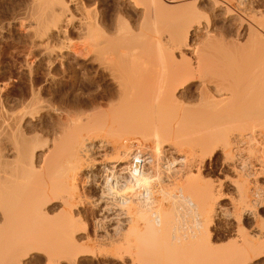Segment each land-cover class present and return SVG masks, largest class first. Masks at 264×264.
<instances>
[{"label": "bare ground", "instance_id": "obj_1", "mask_svg": "<svg viewBox=\"0 0 264 264\" xmlns=\"http://www.w3.org/2000/svg\"><path fill=\"white\" fill-rule=\"evenodd\" d=\"M100 1L31 0L19 17L35 37L57 39L45 52L63 76L84 70L112 88L100 81L56 106L31 93L15 115L1 104L0 264H76L92 248L123 264L263 259L264 0H122L137 21L121 4L115 17L88 6ZM222 15L230 27L213 23ZM72 56L94 74L64 61ZM53 62L46 84L57 82ZM45 112L49 130L24 128ZM222 216L235 222L224 245Z\"/></svg>", "mask_w": 264, "mask_h": 264}, {"label": "rangeland", "instance_id": "obj_2", "mask_svg": "<svg viewBox=\"0 0 264 264\" xmlns=\"http://www.w3.org/2000/svg\"><path fill=\"white\" fill-rule=\"evenodd\" d=\"M118 1H121V2H118ZM30 2H31V0H2V2L0 3V5H1L0 6V26H1L0 28H2V30L0 29V31H1L0 32V35H1L0 36V106L6 105L4 107L6 108V112H7V114H5L3 110L1 111L3 106L0 107V113L2 114V115L0 114V118H2V119L4 116H7L8 114L9 115H15V112H16V114L21 113V111L23 110V107H24V105H22V103L26 104L25 102H29V99L32 97L33 94H39L40 93L39 94L40 96L39 95L38 96L41 97L40 98L41 101H43L42 99H44L45 103H48V102L51 103L52 102L51 104L54 103V105L55 104L57 105V103H58V105H59L60 104L59 101L62 99V96L65 95L66 93H67L66 94L67 97H69V96L73 97V96H76L77 94H80L81 92H84L85 94H90V93L96 92V88H97L96 85H98L96 83H99L101 81V80H99L97 82L95 78L91 79L92 81L90 79H86V78H84L85 77L84 76V70L83 71L78 70L77 71L78 76H77V74H76V76H77V78L79 77L77 79L78 80L77 82H79V83H77L76 79H75L76 76H73L72 73H70V74L66 73V74H64L66 76H63L62 70L59 69L60 66H59V64H57L58 59L52 58L54 60V62H56V63H54L52 59H50V61H52L54 63L53 65H55L58 68V70L56 71L57 68L53 67L51 74L52 75L54 74L55 77H57V82H56V84H54V83L53 84L52 83L46 84V78H47L46 76L49 73V70L47 67V62H48V64H50L49 63L50 61H48L49 58L46 56V52H45L46 49L45 48L47 46L52 47V46L56 45V43H54V42L55 41L58 42V41H57V39H55V37H53L55 40L53 38L50 39V38H46V37H44L43 39H39V38L35 37L33 32L31 31L32 32L31 33L30 30L27 29L26 26L21 25V19H19V17L21 18V14L24 12V9H26L25 6H27ZM99 4H100V6H99ZM117 4H119V5H117ZM120 4L122 6H125V10L128 12L129 15H131L132 17L134 16L133 19L135 21L139 20V15H138L137 11H135L133 7L123 4L122 0H115V1L114 0H106V2H105V0L104 1L101 0L100 3H98V4L91 2L88 6H90L91 9H93L95 5H96V8H99L101 10L108 9L107 11L110 10L109 14L112 15V17H115V15H113V13L116 14V12H117L116 8L120 7ZM102 5H104V6H102ZM101 6H102V8H101ZM108 7H110V8H108ZM15 10H17V11H15ZM113 10H114V12H113ZM11 11H12V13H11ZM13 13H14V15H13L14 17L11 16V14H13ZM76 15H78V13ZM223 17L212 18L213 23H216V25H218L221 28L222 27H225V28L230 27L231 23L229 22V24H228V22L225 21V17L224 18ZM13 18L14 19L16 18L18 20L15 19L16 21L15 20L13 21L12 20ZM214 19H215V21H214ZM19 20H20V25L24 28H22L19 25ZM7 23H9L10 25ZM8 25H9V27H8ZM228 25H230V26H228ZM68 30H69L68 36H69L70 41L73 44H78V41L80 40V39H78L79 33L75 29H73L72 27H70ZM201 40H202V38H201ZM47 43H49L50 45L49 44L47 45ZM79 43H80V41H79ZM68 58H66L65 60L59 58V63H60V59H61L62 60L61 62H64L67 60L66 62L72 63V61H73L75 63V61H76L78 63L81 62L80 64L84 63L83 65L88 64V65H86V68H88V69L85 71V73L87 75H90V74L93 75L94 74L93 73L94 68H93L92 64H89L88 61L83 60L81 58L77 59L73 56L68 57ZM74 59H75V61H74ZM55 60H57V61H55ZM59 70H61V71H59ZM89 72H91V73H89ZM68 75H70V76H68ZM71 75L73 77H71ZM99 85L102 86L100 88L101 90H104V89L110 90L112 88L111 84H109L108 81H104V80H102L101 83H99ZM54 91H56V92H54ZM73 92L75 94H73ZM31 93H32V95H31ZM61 93H62V95H60ZM66 95H65V97H66ZM72 97H70L69 99L70 100L73 99ZM47 100H49V101H47ZM50 113L52 114V112L42 113V114H40L41 116L39 115V116L35 117V119L33 121L30 118H26V122H23L22 124L24 125L25 129L28 128V130H32V131L36 130V132H40L42 127L45 128L48 125H50V126L54 125V123H53L54 120L50 119ZM2 119H0V120L2 121ZM25 123H27V124H25ZM33 128H35V129H33ZM47 129L49 130L50 127ZM1 131L2 130L0 129V132ZM27 133H28L27 138L32 140V137H34L33 135L35 133L34 132L31 133V131H29ZM28 139H26V140H28ZM27 142L29 144H30V142L32 143V141H29V140ZM28 143H27V145H29ZM48 145H50V143ZM212 173L209 177L210 178L212 177L211 180L213 179L214 181L216 179H219V177L221 179H224L225 176L227 177V176L231 175L228 172V170H225L224 172H221V173L219 171H218V173H217V171L212 172ZM225 174H227V175H225ZM259 180L261 182L262 181L264 182L263 178H260ZM226 183H227V185L224 186L223 191H225L224 193L227 195V197L229 196V198L227 199V197L225 196L226 198L224 199L223 204H229V200L235 196L234 189H232V187L228 184V182H226ZM90 192L91 191H89L87 195L91 196L94 194V193H92V192L90 193ZM83 209L87 210L89 215H90L91 211H90V207H88V205H85L83 207ZM59 210L62 211V208ZM56 212L52 216H57ZM60 212L58 211V214H60ZM57 223L55 222L56 225H57ZM54 225L53 226L50 225V227H54ZM234 225H235L234 220L229 219L227 216H225V217L222 216L221 220L220 219L218 220L216 227H217V231L219 232V235H220L219 238L222 237L221 241L223 242V245H224V243L226 244V242L229 239V237H228L229 235H227V231H229L231 229V227H234ZM223 228H224V230H223ZM81 236L84 237L85 235H81ZM84 240L82 238L80 240V244L82 241L84 242ZM221 241H218V243H220ZM87 249H89V247ZM91 250H94L95 253L94 254L91 253L87 256L86 255L80 256L79 259L77 260L78 262L76 261V264H123V262L121 263V261L114 260L113 258H111L112 255H110L109 249L107 250L104 248V250H103V248H101V249L92 248ZM103 252H105L106 254ZM107 254H108V256H107ZM105 255H106V257H105ZM32 257L25 260V263H27V264H46V261L43 260L45 258L42 257L43 258L42 259L40 257L41 260H43V261H41L38 259L37 260L33 259L34 257L33 258ZM252 260H253V262H252ZM252 260L250 261V263L264 264V258L263 259L262 258L261 259H252ZM142 262L143 261L141 260V263ZM67 263H70V262H65V263L63 262L60 264H67ZM128 264H131V261L128 260Z\"/></svg>", "mask_w": 264, "mask_h": 264}]
</instances>
